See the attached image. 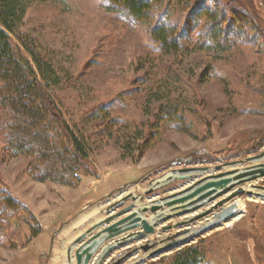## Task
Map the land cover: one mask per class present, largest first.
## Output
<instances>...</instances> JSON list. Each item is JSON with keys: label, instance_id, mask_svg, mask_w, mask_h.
<instances>
[{"label": "rangeland", "instance_id": "rangeland-1", "mask_svg": "<svg viewBox=\"0 0 264 264\" xmlns=\"http://www.w3.org/2000/svg\"><path fill=\"white\" fill-rule=\"evenodd\" d=\"M24 1L16 37L49 67L51 79L38 78L87 148L89 169L74 186L37 182L30 158L7 154L0 143V189L19 206L3 217L0 264H52L55 249L69 243L66 234L73 238L103 220L115 198L142 195L144 203L178 193L185 181L175 179L145 195L147 185L172 170L244 167L264 150V44L252 29L264 37V0L163 5L154 20L167 17L182 34L177 55L160 52L149 26L108 0ZM206 11L255 21L251 28L231 21L238 36L227 32L228 46L217 51L204 38ZM172 106L177 116H164ZM247 183L264 192V177L237 185L243 193L224 206L236 203V217L223 225L149 258L139 247L174 233L180 221L174 217L156 234L115 250L105 264L124 256L120 264H174L173 255L189 247L198 249L197 264H264V201L249 200Z\"/></svg>", "mask_w": 264, "mask_h": 264}, {"label": "trees", "instance_id": "trees-1", "mask_svg": "<svg viewBox=\"0 0 264 264\" xmlns=\"http://www.w3.org/2000/svg\"><path fill=\"white\" fill-rule=\"evenodd\" d=\"M189 1L175 0V4L183 6ZM108 2L149 26V35L160 52L167 55L180 53L182 34L177 33V27L171 25L167 17L162 19L164 16L154 20L158 9L163 5L169 6L173 0ZM206 12L209 26L204 38L217 51L228 46L227 32L228 36H238L231 29V21L249 28L255 21L254 17L239 13L227 19L226 13L215 15ZM25 13L24 0H0V143L7 154L30 158L29 173L35 181L74 186L88 172L85 164L87 148L69 128L59 107L38 78L40 76L43 81L51 79L49 67L16 37V28ZM252 29L256 39L252 38L264 44V37L258 34L256 27ZM11 36L19 44H13ZM161 112L167 117L177 116L173 106ZM16 208H19L16 202L0 189V227L4 223L3 217ZM198 257V249L189 247L174 254L172 260L174 264H197Z\"/></svg>", "mask_w": 264, "mask_h": 264}, {"label": "water", "instance_id": "water-1", "mask_svg": "<svg viewBox=\"0 0 264 264\" xmlns=\"http://www.w3.org/2000/svg\"><path fill=\"white\" fill-rule=\"evenodd\" d=\"M250 161H264V150L259 155L251 158ZM236 164L237 162L228 163L226 165L214 168V171H219L227 166L233 167ZM209 169L210 168L208 167H191L186 169H179V176H176L174 178L172 176L168 177L165 180V183L160 186L158 182H154V184L156 183V188L154 186L153 188L149 187L145 192V195L151 194L154 190L158 189L159 187H163L172 180L177 179L186 181L188 179H193V176L188 177L181 174L191 172L203 173L207 172ZM232 175H235L234 178H231ZM263 177L264 164L262 162L255 166L247 167L246 169H244V171L241 172L234 169L231 171H224L216 175H208L196 181L187 189L166 197L164 200L167 201L165 202L164 206L168 208L170 212L175 213L173 215L167 214L166 216L158 219L155 223L147 221V219L143 216H139L137 214V211L132 212V209L135 207L134 203L128 205L127 207L121 208V206L124 205L128 200H131L132 202L136 200V197H134L133 195L125 196L119 202L113 204L108 210H106L105 215H107V217L105 219L92 225L88 230L80 234L73 241V243L70 245V247L67 248L66 251L67 262L69 264L71 263L72 251L74 247H77L74 250L76 264H89L92 258H94V262L100 264L105 259H107V257L109 258V256L115 250L125 247L134 241L142 240L148 235H153L155 233V227L157 224L164 222L165 220H169L173 217H180L190 212L193 213L199 208H204L208 204L214 203L219 198L228 194L229 191H231L237 185L256 181ZM232 181H236V183H232ZM241 193H243L242 189H238L235 192H232L228 197L221 200L220 202L215 203L209 209L198 213L188 222L182 221L180 223L174 224V227H183L188 224H192L197 220L203 219L204 217L211 216V219L207 220L206 224L198 227L197 229L187 228L173 234L172 236L167 237V243L161 247H157L158 244L155 243H148L140 246V250H142L144 253H147L149 250H151L148 254V257L150 258L173 247H176L184 242H187L197 237L204 231L228 221L235 215L237 205L236 203L229 204L226 207H224V205L227 202L233 200ZM259 196L264 198V194ZM159 209L160 206L153 205L150 207V212L156 213ZM109 211L111 213L107 214V212ZM147 211L148 208L146 207H143L141 209V212L143 214ZM129 212H131L129 215L122 217ZM171 228L172 227H170V229ZM126 233H129L126 235V237L117 239V237ZM113 240L114 242L111 243ZM105 242L107 244H104ZM160 243L162 244V242ZM102 245L104 246V248L96 255V257H93L96 251ZM133 251H135V249ZM125 258L126 256L119 258L113 264H120Z\"/></svg>", "mask_w": 264, "mask_h": 264}, {"label": "bare ground", "instance_id": "bare-ground-1", "mask_svg": "<svg viewBox=\"0 0 264 264\" xmlns=\"http://www.w3.org/2000/svg\"><path fill=\"white\" fill-rule=\"evenodd\" d=\"M261 162H263V161H252V162H250V163H246L245 165H244V167H239V168H237V167H235V166H227V167H224L222 170H220V171H213V169H209L207 172H203V173H197V172H191V173H184V174H181V175H183V176H188V177H190V176H193V179L192 180H190V179H188V180H186L185 181V185L181 188V189H179L178 190V192H180V191H182V190H184V189H187L188 187H190L193 183H195L196 181H198V180H200V179H202V178H204V177H206V176H208V175H216V174H219V173H222V172H224V171H231V170H234V169H236V170H239V172H241V171H244V169H246L247 167H252V166H255V165H257V164H259V163H261ZM192 167H196V166H192ZM198 167H201V166H198ZM178 171H179V169H177V170H172V171H170V172H168L167 174H165L164 176H162V177H159V178H157V180H155L154 182H158L159 183V186L160 185H162V184H164L165 183V180L168 178V177H170V176H172L173 178L174 177H176V176H179V174H178ZM234 176L235 175H232L231 176V178H234ZM154 182L153 183H150L149 185H147V189L149 188V187H151V188H153V186L155 187V184H154ZM232 183H236V181H232ZM252 186V184L251 183H247L246 184V188L249 190V192H250V197H249V200H253V201H255V202H257V201H264V198H262V197H260L259 195H263L264 194V192L262 191H259L258 189H250V187ZM156 188V187H155ZM160 188V187H159ZM163 188V187H162ZM237 188V187H236ZM236 188H233L231 191H229V193L228 194H226V195H224L223 197H221V198H219L217 201H215L214 203H212V204H208L206 207H205V210L206 209H209L212 205H214L215 203H217V202H220L221 200H223V199H225L226 197H228L232 192H234L235 190H236ZM175 193H177V191H174V192H171V193H168V195L166 194V195H164V196H156V195H154V196H148L149 198H148V200L147 201H145L144 203L143 202H141V200L139 199V196H142V195H139V196H134V197H136V200L135 201H133V203H135L134 205H135V207L132 209V212L133 211H137V214L139 215V216H143V217H145L146 218V216H147V214H151L152 216H149L148 217V219H147V221H149V222H152V223H155V222H157V220L158 219H160L161 217H164V216H166L167 214H171V215H173L175 212H170V210L168 209V208H166L165 206H164V204H165V202L167 201V200H164L165 199V197H168V196H170V195H172V194H175ZM128 193H126V194H123V196H125V195H127ZM131 195V194H130ZM123 196H119V197H117V198H115L111 203H109L107 206H106V210H108L113 204H115V203H117V202H119L121 199H122V197ZM143 201V200H142ZM153 205H158V206H160V209L156 212V213H151L150 212V207L151 206H153ZM229 204H227V206H228ZM225 206V205H224ZM143 207H146V208H148V211L146 212V213H142L141 212V209L143 208ZM106 210H105V212H106ZM116 211V210H115ZM114 212V211H113ZM112 212V213H113ZM110 214L111 212L109 211V212H107V214ZM131 212H129V213H127V214H125L124 216H122V217H125V216H127V215H129ZM199 213V212H198ZM197 212L195 213V212H190V213H187V214H184V215H182L181 217H179V220L180 221H178L177 223H180V222H182V221H189L190 219H192L193 217H195L197 214H198ZM107 217V215H105L102 219H105ZM121 217V218H122ZM234 217H236V216H234ZM174 218V217H173ZM173 218L171 219H169V220H165L164 222H161V223H159V224H161V225H159L158 226V224L156 225L158 228H156L157 230L158 229H160V228H162V227H165L166 226V224L167 223H170V222H174L175 220H177V219H174L173 220ZM120 219V218H119ZM176 222V221H175ZM177 223H173V224H177ZM96 224V223H95ZM189 225L190 224H188V225H186L185 227H176V228H174V229H176L175 231H174V233H172L170 236H172L173 234H175V233H177V232H179V231H181V230H184V229H187V228H189ZM221 225H223V223L222 224H219L218 226H221ZM172 227V226H171ZM187 227V228H186ZM173 228V227H172ZM181 228V229H180ZM157 230H156V232H157ZM156 232L154 233V234H156ZM96 233V232H95ZM94 233V234H95ZM81 234V233H80ZM80 234H78V235H76V236H74L73 238H70V236L69 235H67L66 234V237H68L67 238V240H66V242L67 241H69V243L67 244V245H65V244H62L61 245V249H62V251H59L58 250V247L55 249V255H54V257H53V260H52V264H69L68 262H67V256H66V251H67V248L68 247H70V245L73 243V241L80 235ZM127 234H129V233H126V234H123V235H121V236H119V237H117V239H120V238H122V237H126V235ZM158 236H160L158 239H157V242H158V245H157V247H161V246H163V245H165L166 243H167V240H166V238H167V236L165 235V234H158ZM89 237V236H88ZM87 237V238H88ZM169 237V236H168ZM145 241V240H144ZM114 242V240L111 242V243H113ZM143 242V241H142ZM160 242H162V244L160 243ZM165 242V243H164ZM136 243H140V241L139 242H136ZM104 244H107L106 242L104 243ZM103 244V245H104ZM64 245H65V247H64ZM100 246V248L96 251V253H95V255L93 256V257H96V255L104 248V246ZM142 246V245H141ZM127 247V246H126ZM75 248H77V247H74V249H73V251H72V254H71V263L70 264H76V260H75V255H74V253H75ZM123 249H126V248H123ZM63 250L65 251L64 253H63ZM151 251V250H150ZM150 251H148L147 253H146V255L150 252ZM61 253H63V255L61 254ZM107 260H108V257H107V259H105L103 262H101L100 264H105L106 262H107ZM89 264H98L97 262H94V258H92L91 259V261H90V263Z\"/></svg>", "mask_w": 264, "mask_h": 264}]
</instances>
